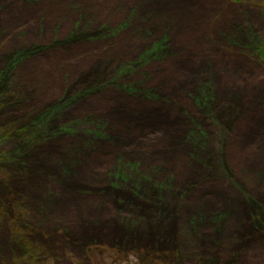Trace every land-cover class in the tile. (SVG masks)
Listing matches in <instances>:
<instances>
[{
    "label": "rangeland",
    "instance_id": "374dc122",
    "mask_svg": "<svg viewBox=\"0 0 264 264\" xmlns=\"http://www.w3.org/2000/svg\"><path fill=\"white\" fill-rule=\"evenodd\" d=\"M259 50L264 0H0V264H264Z\"/></svg>",
    "mask_w": 264,
    "mask_h": 264
},
{
    "label": "trees",
    "instance_id": "16d2710c",
    "mask_svg": "<svg viewBox=\"0 0 264 264\" xmlns=\"http://www.w3.org/2000/svg\"><path fill=\"white\" fill-rule=\"evenodd\" d=\"M234 2H239V1H241V0H233ZM258 52H264V51H258ZM261 55V54H260ZM263 55V54H262ZM150 56H151V53L150 52H147L145 55H144V57H143V60L144 61H147V60H149L150 59ZM261 57V56H260ZM263 57V59H264V55L262 56ZM10 62L11 63H8L7 64V66L4 68V70L3 71H1L0 72V81L1 80H3L6 76H7V74H8V72H9V69L11 68V65H12V63H13V59L12 60H10ZM71 102H72V100H70L68 103H66L67 104V106H69L70 104H71ZM54 110V109H53ZM53 110H51V111H48V112H46L44 115H43V117L41 118V120L40 121H38V125L40 126V127H38V126H34L33 128L35 129V130H37L38 128H43L44 127V124H43V118L44 117H46L47 115H49ZM95 250L93 249V248H89V253H90V255H92V254H94L93 252H94ZM115 253H118V254H121L120 252H115ZM124 257H128V256H124ZM157 263H159V264H163V262H157Z\"/></svg>",
    "mask_w": 264,
    "mask_h": 264
}]
</instances>
